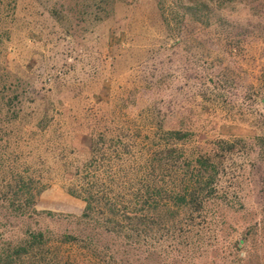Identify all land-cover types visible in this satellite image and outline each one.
Here are the masks:
<instances>
[{"label": "rangeland", "instance_id": "1", "mask_svg": "<svg viewBox=\"0 0 264 264\" xmlns=\"http://www.w3.org/2000/svg\"><path fill=\"white\" fill-rule=\"evenodd\" d=\"M186 1L0 0V175L9 181L12 170L29 173L40 167L38 162L57 169L52 157L60 153L69 162L82 161L87 154L80 118V112L86 113L84 106L101 107L96 117L120 118L145 128L147 108L160 99L163 111L174 112L170 121L190 120L195 141L221 136L227 141L244 140L248 146L247 156L238 159L243 165L235 170L237 182L220 185L231 194L229 206L222 209L219 244L204 239L192 244L187 238V242H133L124 249L111 247L118 240L97 235L91 227L83 234L110 246L123 264H232L236 254L230 239L242 237L253 225L246 264H264V157H257L262 151L254 146L259 136L264 137V21L250 9L258 2L248 5L252 21L243 29L248 23L243 9H235L243 16L227 24L220 18L218 0L204 1L206 6ZM55 16L61 20L56 22ZM207 29L237 35L239 42L232 44L231 55L223 54V42L201 38ZM224 72L228 82L235 80L238 85L221 81ZM163 84L169 86L167 92L150 91ZM14 95L22 109L18 113L15 108L16 116L4 108ZM29 107H38L39 112L29 117ZM44 108H51L52 117L38 133L35 127ZM66 183L55 177L46 182L48 188L35 198L39 214L26 220L25 226L82 232L84 225L77 218L84 203L67 194ZM48 212L69 216L70 222L47 218ZM22 222L0 207L4 238L16 240ZM15 225L19 232H14ZM59 247L58 257H64L59 264H104L101 251L90 254L76 244Z\"/></svg>", "mask_w": 264, "mask_h": 264}, {"label": "trees", "instance_id": "2", "mask_svg": "<svg viewBox=\"0 0 264 264\" xmlns=\"http://www.w3.org/2000/svg\"><path fill=\"white\" fill-rule=\"evenodd\" d=\"M109 1L103 0L107 4ZM117 1L111 0V4ZM201 1L186 2L193 6H206L207 2L214 3L216 0ZM251 1L258 3L251 4ZM249 4L259 21H264V0H218L220 18L231 24L229 19L243 16L241 13L238 16L235 9H243L248 23L241 28L246 29L252 21L247 13ZM54 18L56 22L61 20L60 16ZM224 34L207 29L201 38L223 42V54L231 55L234 51L232 44L239 42L236 41L238 37ZM202 39L201 44L204 43ZM177 44L178 41L170 43L169 47ZM199 47L196 49L199 50ZM190 58L191 62L193 55ZM219 78L230 86L238 85L235 80L228 82L230 78L228 80L226 72ZM202 82L205 84L206 81ZM168 89L169 86L163 84L150 88V91L162 94ZM8 102L4 108L8 107V111L16 116L18 95ZM261 102L264 104V99ZM160 103L158 99L147 108L145 115L144 110L140 112L147 121L148 127L145 128L135 123L126 124L120 118L96 117L95 111H102L101 107L84 106L86 113L80 112V118L85 127L82 140L85 141L87 154L82 161L69 162L65 153H60V157H52L57 169H46L45 163L38 162L40 167L29 173L26 169L12 170L9 181L0 175V207L4 206L23 224L39 214L34 206L35 198L48 188L46 182L53 177L57 181L66 179L67 194L84 203V209L77 218L78 224L84 225L80 234L71 231L55 233L48 228L36 229L25 224L20 232L16 230L18 225L13 226L14 232H19L16 240L6 239L3 233L0 234V264H59L64 260L63 256L58 257L59 246L75 244L88 253L101 251L100 256L105 255L104 264H123L116 260L110 246L100 245L92 235L83 234L89 231V227L97 235L113 236L118 243L124 239L123 243L111 245L124 249L133 242L152 241L158 244L160 241L180 239L187 242V238L192 244L203 239L211 245L219 244L218 233L223 232L221 226L224 224L222 209L229 206L227 199L231 194L229 189L220 185L223 181H229L231 186L237 182L239 175L235 170L243 165H239L238 159L247 156L248 146L244 140L227 141L221 136L197 142L190 120L186 117L170 121L173 109L172 112L163 111ZM17 109L18 113L22 110ZM38 112V107H29L27 116L33 117ZM51 117V108L41 109L36 132L42 133ZM254 146L262 151L257 157L263 159L264 137L259 136ZM219 214L222 216L219 217ZM46 215L56 221L64 219L70 222L69 216L50 212ZM249 226L247 233L230 239L228 243L232 244L231 251L236 254L232 264H246L249 260L247 240L251 235L248 231L253 225Z\"/></svg>", "mask_w": 264, "mask_h": 264}]
</instances>
